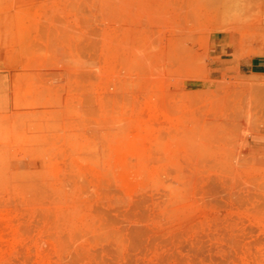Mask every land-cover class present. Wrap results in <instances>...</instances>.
I'll use <instances>...</instances> for the list:
<instances>
[{
  "label": "rangeland",
  "instance_id": "1",
  "mask_svg": "<svg viewBox=\"0 0 264 264\" xmlns=\"http://www.w3.org/2000/svg\"><path fill=\"white\" fill-rule=\"evenodd\" d=\"M264 0H0V264H264Z\"/></svg>",
  "mask_w": 264,
  "mask_h": 264
},
{
  "label": "crops",
  "instance_id": "2",
  "mask_svg": "<svg viewBox=\"0 0 264 264\" xmlns=\"http://www.w3.org/2000/svg\"><path fill=\"white\" fill-rule=\"evenodd\" d=\"M240 65V69H251L250 72L252 73H260L262 72L263 69V61H262V57H253L251 59H247L245 61H240L239 62Z\"/></svg>",
  "mask_w": 264,
  "mask_h": 264
}]
</instances>
